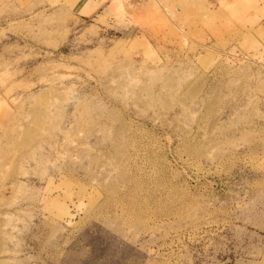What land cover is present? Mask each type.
I'll return each mask as SVG.
<instances>
[{
    "label": "rangeland",
    "instance_id": "1",
    "mask_svg": "<svg viewBox=\"0 0 264 264\" xmlns=\"http://www.w3.org/2000/svg\"><path fill=\"white\" fill-rule=\"evenodd\" d=\"M0 264H264V0H0Z\"/></svg>",
    "mask_w": 264,
    "mask_h": 264
}]
</instances>
